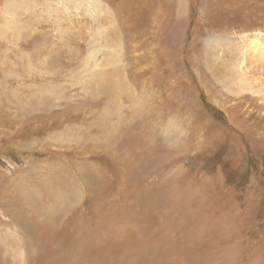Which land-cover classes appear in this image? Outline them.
Masks as SVG:
<instances>
[{
    "label": "rangeland",
    "instance_id": "obj_1",
    "mask_svg": "<svg viewBox=\"0 0 264 264\" xmlns=\"http://www.w3.org/2000/svg\"><path fill=\"white\" fill-rule=\"evenodd\" d=\"M263 60L264 0H0V264H264Z\"/></svg>",
    "mask_w": 264,
    "mask_h": 264
},
{
    "label": "bare ground",
    "instance_id": "obj_2",
    "mask_svg": "<svg viewBox=\"0 0 264 264\" xmlns=\"http://www.w3.org/2000/svg\"><path fill=\"white\" fill-rule=\"evenodd\" d=\"M256 56V55H255ZM262 56V55H261ZM263 57V56H262ZM258 60V59H257ZM259 61V60H258ZM264 61V60H263ZM261 62V61H260ZM243 86V85H242ZM244 87V86H243ZM54 215V214H53ZM19 219V218H18ZM28 230H30V229H28Z\"/></svg>",
    "mask_w": 264,
    "mask_h": 264
}]
</instances>
